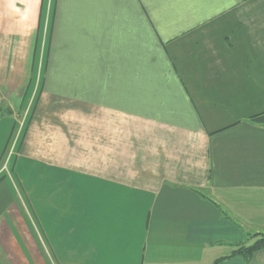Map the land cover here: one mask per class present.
I'll return each mask as SVG.
<instances>
[{
  "label": "crops",
  "instance_id": "1",
  "mask_svg": "<svg viewBox=\"0 0 264 264\" xmlns=\"http://www.w3.org/2000/svg\"><path fill=\"white\" fill-rule=\"evenodd\" d=\"M262 115L264 0H0V264H264Z\"/></svg>",
  "mask_w": 264,
  "mask_h": 264
},
{
  "label": "trees",
  "instance_id": "2",
  "mask_svg": "<svg viewBox=\"0 0 264 264\" xmlns=\"http://www.w3.org/2000/svg\"><path fill=\"white\" fill-rule=\"evenodd\" d=\"M254 119L259 120V121H264V115L257 116ZM263 247H264V236H258V239L253 244H251L250 246H246V244L241 245V247H239L236 250V253L241 254L247 260H250L251 257L253 256L254 252L258 249L263 248Z\"/></svg>",
  "mask_w": 264,
  "mask_h": 264
},
{
  "label": "rangeland",
  "instance_id": "3",
  "mask_svg": "<svg viewBox=\"0 0 264 264\" xmlns=\"http://www.w3.org/2000/svg\"><path fill=\"white\" fill-rule=\"evenodd\" d=\"M21 132V130H20ZM15 140L12 142V145L10 147V149L7 151V153L3 156V158L1 159L0 162V169L1 166L4 167L5 165H7L8 169H11V165L13 164V147L15 146ZM6 169V173L8 174V172L10 170Z\"/></svg>",
  "mask_w": 264,
  "mask_h": 264
},
{
  "label": "built area",
  "instance_id": "4",
  "mask_svg": "<svg viewBox=\"0 0 264 264\" xmlns=\"http://www.w3.org/2000/svg\"><path fill=\"white\" fill-rule=\"evenodd\" d=\"M6 169H8L7 165H5V166L3 167V170H6Z\"/></svg>",
  "mask_w": 264,
  "mask_h": 264
}]
</instances>
